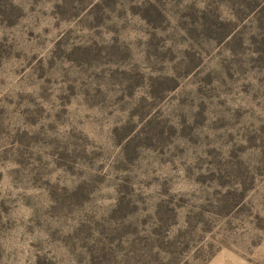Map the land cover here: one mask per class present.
Returning a JSON list of instances; mask_svg holds the SVG:
<instances>
[{
    "label": "rangeland",
    "instance_id": "374dc122",
    "mask_svg": "<svg viewBox=\"0 0 264 264\" xmlns=\"http://www.w3.org/2000/svg\"><path fill=\"white\" fill-rule=\"evenodd\" d=\"M0 264H264V0H0Z\"/></svg>",
    "mask_w": 264,
    "mask_h": 264
}]
</instances>
